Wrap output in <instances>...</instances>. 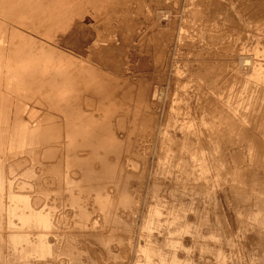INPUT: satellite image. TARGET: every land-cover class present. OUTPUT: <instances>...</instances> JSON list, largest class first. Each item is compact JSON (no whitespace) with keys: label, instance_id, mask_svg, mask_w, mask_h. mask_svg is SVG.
Instances as JSON below:
<instances>
[{"label":"rangeland","instance_id":"1","mask_svg":"<svg viewBox=\"0 0 264 264\" xmlns=\"http://www.w3.org/2000/svg\"><path fill=\"white\" fill-rule=\"evenodd\" d=\"M4 1L3 45L11 29H19L39 51L63 61L49 71H65L66 64L95 68L108 76L93 85H109L111 98L117 90L108 105L86 96L81 109L91 119L76 121L79 134L39 147V155L22 145L20 162L5 166L15 184L27 182L22 190L33 203L41 195L55 207L49 210L51 251L41 264H144L147 248L169 249L172 237L182 264H215L219 256L226 257L223 264H264V0H15L23 15L9 19L1 11ZM53 16L60 21L50 24ZM11 76L8 91L15 86ZM13 90L12 119L18 101L26 107L24 122L45 123L54 112L64 126L60 133L75 134L61 113L16 100ZM82 174L88 180L78 186ZM71 197L86 201L87 215L71 210ZM154 210L168 222L151 224ZM8 244H0V264H36L15 259Z\"/></svg>","mask_w":264,"mask_h":264},{"label":"bare ground","instance_id":"2","mask_svg":"<svg viewBox=\"0 0 264 264\" xmlns=\"http://www.w3.org/2000/svg\"><path fill=\"white\" fill-rule=\"evenodd\" d=\"M14 3H15V0H5L4 6L1 8L2 14L5 17H7L8 19H9V15H12L15 18L23 15L22 9L19 10L20 12H18L14 9V7H16V6H14ZM17 3H21V2H17ZM17 3H16V5H17ZM54 3L56 4V2H54ZM27 7H29V5H27ZM23 9H25V8H23ZM27 10H28V8L25 11H27ZM40 11H42V9ZM72 11H71V13H72ZM28 12H30V10ZM36 15H38V14H36ZM20 21L22 22V20H20ZM59 21H60L59 19H57V18H55V16H53V19L49 23L53 24V23H56ZM21 22L19 23L20 25H21ZM32 25L33 24H31V28H35ZM37 29H39V28H36L35 30H37ZM18 31H19V29H16V28H12L11 32L9 31L11 34H10L9 41L7 42L8 45H7V43H6V45H3L4 43L2 44V40L0 39V45H2V47L0 46V244L2 245L3 242H8L9 244L7 246L9 248H11L13 256L15 259H19V260H24V259L30 260V259H32L33 260L32 262H34L36 264L37 263L41 264L42 260H44V258L46 257L45 254L49 253L51 251L48 237L51 234H53V231L51 230V226L53 225L52 222H53L54 216L52 215V211H49V210H54L55 207L54 206L48 207L46 202H45V204L42 203L43 200L40 199L41 195L36 197V199L34 200V203H33L30 199V196H27L26 193L22 190L26 187L27 182L25 180H22L19 183L15 184L13 181L14 178L13 177L8 178L7 175L5 174V171H6L5 166H6L7 162H11L12 164H17L18 161L20 162L21 156L19 155V153L22 151H19V149L22 145H24V146L30 145L31 147H33L34 152L36 150L37 151L36 154H38L37 149H39V147L42 148V146H45V147L49 146L54 140L62 139L63 137H65L63 141H65L66 138L67 139L69 138V140H70L73 135L75 136V135L79 134L77 131V128H76L78 126L76 124V121L82 120L84 123L86 121L88 122V120L91 119V117L89 118V115L84 114L86 111L82 113V109H81L82 102L84 101V99L87 98L86 96H89V95L96 96V99L99 102H101L102 105H104L105 103L109 102L107 100H108L109 95L111 98L112 92H109L111 90L108 87L109 85L108 86L106 84L95 85V86L93 85L94 82L96 83V81L101 82L102 80H104L103 76H105V75H102L103 73L100 74V73L96 72L97 70L95 68L94 69L96 71H94V69L88 70L87 68H86L87 70H85V69H82V67H77V66H74L72 64H66V66L68 65V67L66 68L67 70L65 69V71H62L61 69H60V71H57L59 69H57V70L55 69L56 71H54V70L49 71L51 66H53L52 69H54V65L56 63H58L57 59L54 60L53 57L51 55H49L51 53H49L47 51H44V50L39 51V47H40L39 45L40 44L37 41L32 40V38H30V37L28 38L27 36H25V34H22ZM72 37H73V35H72ZM3 40H4V38H3ZM64 41L67 42L66 40H64ZM246 48L248 49V46ZM54 55H56V54H54ZM59 56H61V55H59ZM62 60H64V59H62ZM67 61H69V60L67 59ZM241 61H240V64H241ZM243 61L245 62V65H249L251 60L249 61L248 58L247 59L243 58ZM259 61H263V59L259 60ZM62 62L58 63V64H62ZM253 63L254 62L252 61V64ZM58 64H56L57 67H58ZM56 65H55V67H56ZM63 65H65V64H63ZM243 65H244V63H243ZM254 65H255V63H254ZM2 67H3V69H2ZM83 68H85V67H83ZM31 69H33V70L35 69V71H37V72H33ZM106 73H104V74H106ZM47 74L50 75V77H48L49 79H47V77L44 76ZM8 75H9V77L10 76L12 77L13 82H14L13 84L15 85L14 86L15 90H13L14 89L13 86H12V88H13L12 90L14 92L13 94H15V96L17 97L16 100L21 101L24 99H26V100L30 99V100H33L35 103L37 102V103L45 105V106H47V104H48L49 105L48 110L57 111L58 113L56 115H59V113H61L63 116H65V117H63L62 115H59V116H62L61 119L62 118L67 119V125H65V127L66 126L68 128L70 127V129L74 127L73 132H75V134L72 133L71 130L66 131L65 129H64L65 130L64 132L60 133L58 128L62 127L63 124L60 125L57 123L58 117H56L54 115L55 114L54 112H52L54 114H52V113L48 114V116L46 117L45 123H41L40 120L37 121L38 120L37 116H36V119L29 120L31 123H33V122L35 123V121H37V124L35 123V125H30L29 123L24 122V113L26 112V109H25L26 107L24 106V104H22V102L19 103L18 101H16L17 104L14 102V104H16V113L14 114V119H12L11 118L12 114H10V111L13 108L12 98L14 96L11 98L10 96H12V95H8V94H11L9 92L12 91L10 88H9L10 91H8V88H6V89L4 88L5 87L4 85L6 83L5 80H7V78L9 79ZM53 76H56V77H53ZM107 76L108 75H106L105 77H107ZM57 79H59V81ZM10 80L11 79H9V81ZM93 80H95V81L92 82ZM108 80H110V79L108 78ZM6 86L8 87V84ZM106 87L109 88L110 90L107 89ZM41 91H42L41 94L45 95V97L43 98L42 101H40L39 97L37 96V94ZM123 91H125V90H123ZM69 92L71 95L70 94H69V96L64 95V94H67ZM116 93H117V90H116ZM116 93L114 94V96L117 95ZM120 94H122V97H123V96L129 95L130 93H125V92L121 91ZM35 95L38 97L37 100H35L36 99ZM113 97L110 99V101L113 99ZM114 98H117V96H115ZM14 99H15V97H14ZM30 100H28V101H30ZM97 100H96V103H97ZM27 102H26V104H27ZM86 102H89V101L86 100ZM115 102H119V101H115ZM108 104H110V102L107 103V105ZM92 105H94L93 102H92ZM90 107H92V106H90ZM94 107H95V105H94ZM83 108H85V107H83ZM61 130H62V128H61ZM80 134H81V138H82L83 137L82 133H80ZM75 139H77V138H75ZM82 139H83V141L82 140L81 141L84 143L85 140H84V138H82ZM64 143L66 144V142H64ZM68 144H72V140H71V142H68ZM68 144H66V145H68ZM74 144H72V145L74 146ZM66 145H63V146L66 147ZM72 145H70V146H72ZM86 145L88 147H90V145H91V147L94 150H98V151L101 150L100 144L97 143L96 141L86 140ZM55 146H56V144H55ZM48 149L49 148L45 149V152H44L45 157L52 159L54 157V154H51V150H48ZM66 149H70V148L67 147ZM70 150L72 152V149H70ZM84 150H86V149H84ZM27 151H29V150H27ZM53 151L57 152L55 150H53ZM65 151H63V152H65ZM34 152H32V153H34ZM65 154L69 155L70 151H69V153L66 152ZM71 154L73 155V153H71ZM32 159H35V158L33 157ZM62 159H65L64 156ZM74 159H75V157H73V160L70 159L69 161L70 162H71V160L75 161ZM63 162H64V160H63ZM64 163H66V162H64ZM73 163H75V162H73ZM75 164L81 165L78 163H75ZM73 166L74 165L72 164L71 167H73ZM15 167L18 168L19 165L18 166L15 165ZM65 167H66V165H65ZM76 167H80V166H76ZM82 167L83 166L81 165V168ZM51 168H53V167H51ZM60 168H58V169H60ZM110 168L111 167L104 169V174H106L107 172L108 173L111 172ZM13 169L14 168H12V171H14ZM62 170H64V169H62ZM66 171H67V168H66ZM76 171H78L77 168H76ZM80 171H82V169ZM60 172H61V170H60ZM82 173H85V172L82 171ZM49 175L51 176V174H49ZM49 175H47V176H49ZM77 175H79V174H77ZM83 175L84 174H82V176ZM20 176H22V175H20ZM84 176L80 177V178L82 179V178H84ZM85 177H87V176H85ZM100 177H102V176H98V179H100ZM81 179H79V181H76L78 183V186L83 181H87L88 177L84 178L83 180H81ZM44 180H46V178L43 179V181ZM71 182H73V181H71ZM73 183H75V181ZM76 187H77V185H76ZM93 190H96V189H93ZM70 200H72V203H73V205H72L73 209H71L72 211L73 210L75 211L76 209H78L77 212H79V210L84 211V209L85 210L87 209V207L85 206L86 201L82 202L79 199L77 201V203H75V200L72 197L70 198ZM76 205L78 208H76ZM81 211H80V213H81ZM84 212H86L85 214L87 215V211H84ZM84 212H82V213H84ZM80 213H78V214H80ZM78 214H76V215H78ZM162 214H163V212L161 210H154L152 212L153 217L151 219V224L155 223V225H156V224H160V223H167L168 218L163 219L161 217ZM82 216H84V214ZM85 217L87 218V216H85ZM78 218H79V215H78ZM80 218H81V216H80ZM82 219H83V217L81 218V220ZM87 220H88V218L86 219L85 222H89ZM89 220H90V218H89ZM163 220H165V222ZM79 222H80V220H79ZM74 223H76V222H74ZM81 224H82V221H81ZM4 225H6V227H4ZM76 225L78 226L79 223ZM85 225H83V226H85ZM87 225H86V227H88ZM79 233H76V234L78 235ZM83 235L84 236L85 235L90 236V233H88V234L85 233ZM79 236H81V235H78V237ZM84 236H83V238H84ZM78 239H80V238H78ZM78 241L81 242V239ZM166 244L169 247V249H161L160 247H149V248H147L145 250L146 255L144 257L145 258L144 264H182V262L179 261L176 252H173L174 250H176L177 246L180 247L179 241L175 237L167 238ZM4 245H6V244H4ZM66 245H67V243H66ZM72 245L67 246V247H71V249H74V246L72 248ZM75 245H77V244L75 243ZM84 245H87V244H84ZM172 246H174V247H172ZM3 247H5V246H3ZM53 247H54V245L52 246V248ZM55 247H56V245H55ZM67 247H64L65 248L64 251L66 249H68ZM5 249H7V248H5ZM7 252L10 253L11 251L9 250ZM76 252H78V250H76V248H75V253H74V251H73V253L71 252V254H74V258H77L76 257L77 255L75 256ZM4 253H5V251H2V249L0 248V259L2 258ZM66 253H67V250H66ZM64 254H65V252H64ZM68 254H69V252H68ZM217 255L219 256L218 252H217ZM69 256H72V255L69 254ZM49 258L47 259V261H51V259L49 260ZM10 259H9V261H10ZM225 260H226V257H220L219 256L217 259V262L215 264H223V262H225ZM26 264H33V263L29 262ZM52 264H53V262H52Z\"/></svg>","mask_w":264,"mask_h":264}]
</instances>
